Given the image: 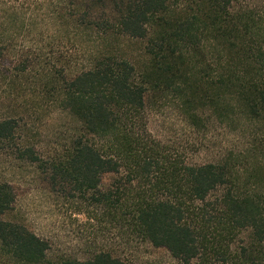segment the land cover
I'll use <instances>...</instances> for the list:
<instances>
[{"label": "trees", "instance_id": "obj_1", "mask_svg": "<svg viewBox=\"0 0 264 264\" xmlns=\"http://www.w3.org/2000/svg\"><path fill=\"white\" fill-rule=\"evenodd\" d=\"M169 97L191 150L148 127ZM53 110L73 120L62 146L20 141ZM214 123L233 139L203 148ZM0 157L117 240L55 252L0 178V264H264V0H0Z\"/></svg>", "mask_w": 264, "mask_h": 264}, {"label": "rangeland", "instance_id": "obj_2", "mask_svg": "<svg viewBox=\"0 0 264 264\" xmlns=\"http://www.w3.org/2000/svg\"><path fill=\"white\" fill-rule=\"evenodd\" d=\"M24 119V133L30 140L20 141L34 145L39 153L62 146L73 127L72 118L57 110L49 113L38 111L26 115ZM148 127L155 137L173 146L191 150V132L171 97L158 99L151 105ZM209 129L205 140H200L203 148H214L223 140L233 139L234 133L229 128H221L218 123L211 124ZM33 175L32 166L16 162L3 163L0 157V178L11 181L17 194L13 216L48 239L55 252H66L82 258L93 249L109 247L117 242L106 223L87 221L82 213L74 212L71 201L56 199L44 191ZM129 261V264H145L141 263L143 261L146 264H153L154 261L164 264L169 262V258L163 251L142 248L139 255Z\"/></svg>", "mask_w": 264, "mask_h": 264}]
</instances>
